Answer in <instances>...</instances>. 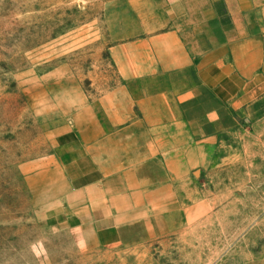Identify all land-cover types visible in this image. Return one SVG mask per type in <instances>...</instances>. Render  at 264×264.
I'll use <instances>...</instances> for the list:
<instances>
[{
	"label": "crops",
	"instance_id": "crops-1",
	"mask_svg": "<svg viewBox=\"0 0 264 264\" xmlns=\"http://www.w3.org/2000/svg\"><path fill=\"white\" fill-rule=\"evenodd\" d=\"M104 17L122 85L94 103L80 94L35 164L83 246L169 230L206 142L241 115L264 127V0H115Z\"/></svg>",
	"mask_w": 264,
	"mask_h": 264
},
{
	"label": "rangeland",
	"instance_id": "rangeland-1",
	"mask_svg": "<svg viewBox=\"0 0 264 264\" xmlns=\"http://www.w3.org/2000/svg\"><path fill=\"white\" fill-rule=\"evenodd\" d=\"M111 1L0 0V264L263 261L264 127L243 115L206 142L208 157L180 191L185 217L169 230L79 243L82 222L50 189L49 167L35 164L52 154L80 94L94 103L122 85L104 17Z\"/></svg>",
	"mask_w": 264,
	"mask_h": 264
}]
</instances>
